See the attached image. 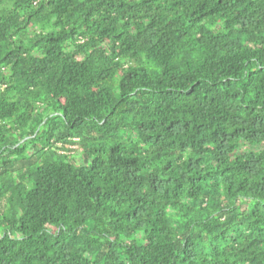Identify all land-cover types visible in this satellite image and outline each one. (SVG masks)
I'll list each match as a JSON object with an SVG mask.
<instances>
[{
  "label": "trees",
  "instance_id": "trees-1",
  "mask_svg": "<svg viewBox=\"0 0 264 264\" xmlns=\"http://www.w3.org/2000/svg\"><path fill=\"white\" fill-rule=\"evenodd\" d=\"M0 264H264V0H0Z\"/></svg>",
  "mask_w": 264,
  "mask_h": 264
},
{
  "label": "rangeland",
  "instance_id": "rangeland-1",
  "mask_svg": "<svg viewBox=\"0 0 264 264\" xmlns=\"http://www.w3.org/2000/svg\"><path fill=\"white\" fill-rule=\"evenodd\" d=\"M16 165H17V168H21L23 166L22 162H18Z\"/></svg>",
  "mask_w": 264,
  "mask_h": 264
}]
</instances>
